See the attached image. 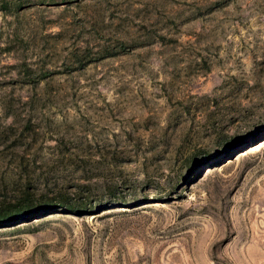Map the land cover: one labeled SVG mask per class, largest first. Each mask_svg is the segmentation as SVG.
Returning <instances> with one entry per match:
<instances>
[{
    "label": "rangeland",
    "instance_id": "rangeland-1",
    "mask_svg": "<svg viewBox=\"0 0 264 264\" xmlns=\"http://www.w3.org/2000/svg\"><path fill=\"white\" fill-rule=\"evenodd\" d=\"M22 191L0 264H264V0H0Z\"/></svg>",
    "mask_w": 264,
    "mask_h": 264
},
{
    "label": "trees",
    "instance_id": "trees-1",
    "mask_svg": "<svg viewBox=\"0 0 264 264\" xmlns=\"http://www.w3.org/2000/svg\"><path fill=\"white\" fill-rule=\"evenodd\" d=\"M33 195L35 193H30V191H22L11 198L5 196L0 199V221H4L11 218H16L20 216H24L32 211H36L41 208H49L52 206H56V204H60L59 206L71 207L70 203L67 201H63L61 199V195L56 197L57 203L54 201L48 200H38L33 199ZM53 200V199H51Z\"/></svg>",
    "mask_w": 264,
    "mask_h": 264
}]
</instances>
